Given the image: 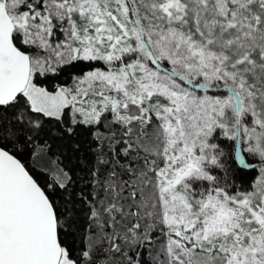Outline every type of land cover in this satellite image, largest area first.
Segmentation results:
<instances>
[{"label":"snow or ice","instance_id":"snow-or-ice-1","mask_svg":"<svg viewBox=\"0 0 264 264\" xmlns=\"http://www.w3.org/2000/svg\"><path fill=\"white\" fill-rule=\"evenodd\" d=\"M0 264H264V0H0Z\"/></svg>","mask_w":264,"mask_h":264},{"label":"trees","instance_id":"trees-1","mask_svg":"<svg viewBox=\"0 0 264 264\" xmlns=\"http://www.w3.org/2000/svg\"><path fill=\"white\" fill-rule=\"evenodd\" d=\"M145 259H149V257L147 256V253L145 254Z\"/></svg>","mask_w":264,"mask_h":264}]
</instances>
